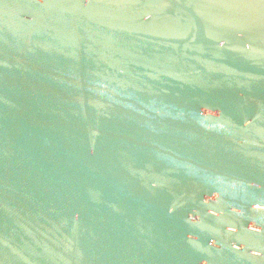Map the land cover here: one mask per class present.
I'll return each instance as SVG.
<instances>
[{
    "label": "water",
    "instance_id": "95a60500",
    "mask_svg": "<svg viewBox=\"0 0 264 264\" xmlns=\"http://www.w3.org/2000/svg\"><path fill=\"white\" fill-rule=\"evenodd\" d=\"M0 264H264V0H0Z\"/></svg>",
    "mask_w": 264,
    "mask_h": 264
}]
</instances>
